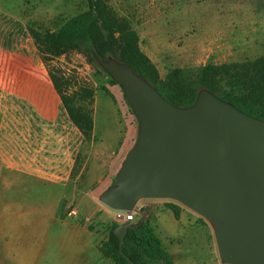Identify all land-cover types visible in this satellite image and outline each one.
Listing matches in <instances>:
<instances>
[{
  "label": "rangeland",
  "instance_id": "374dc122",
  "mask_svg": "<svg viewBox=\"0 0 264 264\" xmlns=\"http://www.w3.org/2000/svg\"><path fill=\"white\" fill-rule=\"evenodd\" d=\"M107 3L136 31L141 51L155 65L161 79L173 69H182L193 77L207 64L253 61L264 54V0H107ZM86 8L87 0H0V55L4 51L6 55L24 56L41 64L28 29L53 31ZM47 66L67 81L68 94L83 89L92 91L94 126L90 140H83L64 110L61 117L49 124L35 117L26 104L7 96L0 153H19L21 163L17 159L13 164L9 156L7 163L31 172L46 173L47 167L51 175L48 178L62 182L52 187L54 195L62 196L58 195L59 216L64 214L97 230L107 229L110 218L97 191L107 178L110 155L122 152L119 170L124 155L135 144L138 122L120 86L109 84L108 77L81 54H65L52 59ZM17 104L22 105L16 113L10 111ZM115 175L108 179L110 185L115 182ZM50 187L38 186V193ZM166 201L141 200L138 206H163ZM182 209L197 222L202 219L187 208ZM72 211L76 214L70 215ZM205 223V226L179 227L181 237L176 249L192 253L175 258L176 264L222 263L213 230Z\"/></svg>",
  "mask_w": 264,
  "mask_h": 264
},
{
  "label": "water",
  "instance_id": "95a60500",
  "mask_svg": "<svg viewBox=\"0 0 264 264\" xmlns=\"http://www.w3.org/2000/svg\"><path fill=\"white\" fill-rule=\"evenodd\" d=\"M95 61L120 86L138 122L135 144L101 204L139 214L141 200L177 203L211 226L220 262L264 264V121L207 90L191 106L177 107L129 66ZM146 211L114 228L120 252Z\"/></svg>",
  "mask_w": 264,
  "mask_h": 264
},
{
  "label": "trees",
  "instance_id": "16d2710c",
  "mask_svg": "<svg viewBox=\"0 0 264 264\" xmlns=\"http://www.w3.org/2000/svg\"><path fill=\"white\" fill-rule=\"evenodd\" d=\"M28 32L63 110L84 141L90 140L94 126L92 91L83 89L79 93L68 94L67 81L47 66L52 59L73 52L84 56L92 66L105 74L111 85L116 83L98 65L96 58H112L129 66L167 102L177 107L191 106L199 91L207 90L237 110L264 121V54L253 61L207 64L193 77L182 69H173L161 79L155 65L141 51L136 31L125 18L118 16L107 0H87L86 10L67 20L58 29L41 32L30 28ZM163 207L171 210L175 218L182 209V206L171 201H166ZM143 211L144 208H141L139 214L133 215L139 218ZM198 224L206 225L203 219ZM117 225L115 222L108 224L106 240L100 246L101 252L116 264H129L125 257L135 264L173 263L155 234L150 218L138 228L127 230L122 252L119 251V239L113 233Z\"/></svg>",
  "mask_w": 264,
  "mask_h": 264
},
{
  "label": "crops",
  "instance_id": "0c3cea01",
  "mask_svg": "<svg viewBox=\"0 0 264 264\" xmlns=\"http://www.w3.org/2000/svg\"><path fill=\"white\" fill-rule=\"evenodd\" d=\"M43 66L42 62L39 64L24 56L6 55L4 51L0 55V137L7 118V96L26 104L42 122L50 124L63 115L60 98ZM21 105L10 111L16 113ZM7 156L12 158L13 164L17 159L21 163L19 153H0V264H116L100 250L102 242L106 240V227L97 230L64 214H57L61 200L59 194L52 193V187L62 182L49 179L51 175L47 167L46 173L42 170L24 171L8 164ZM121 157V151L110 155L112 161L105 167L107 178L102 183L103 187L98 189L99 194L111 186L108 179L114 173L117 174ZM38 186H51V190L47 188L38 193ZM105 208L104 212L110 218L108 224H119L115 220V211ZM141 208H144L143 212L147 209L146 219L150 218V224L163 249L173 260L172 264L177 263L175 258L192 253L176 248L181 237L179 227L197 226L196 218H192L184 209L175 218L173 212L163 206H138V211ZM137 220L138 217L134 216L131 222ZM163 239L168 243V249Z\"/></svg>",
  "mask_w": 264,
  "mask_h": 264
},
{
  "label": "built area",
  "instance_id": "2783aa9c",
  "mask_svg": "<svg viewBox=\"0 0 264 264\" xmlns=\"http://www.w3.org/2000/svg\"><path fill=\"white\" fill-rule=\"evenodd\" d=\"M73 214L75 215L76 212L72 211L70 215ZM115 220L119 223L123 221H133L134 220V215L133 213H126V212H121V211H115Z\"/></svg>",
  "mask_w": 264,
  "mask_h": 264
}]
</instances>
